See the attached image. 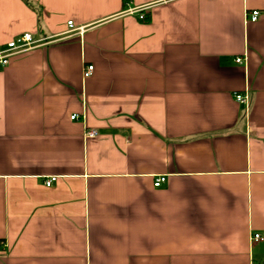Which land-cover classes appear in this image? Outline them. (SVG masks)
Segmentation results:
<instances>
[{"label":"crops","instance_id":"1","mask_svg":"<svg viewBox=\"0 0 264 264\" xmlns=\"http://www.w3.org/2000/svg\"><path fill=\"white\" fill-rule=\"evenodd\" d=\"M24 33L0 264H264V0H0V47Z\"/></svg>","mask_w":264,"mask_h":264},{"label":"built area","instance_id":"2","mask_svg":"<svg viewBox=\"0 0 264 264\" xmlns=\"http://www.w3.org/2000/svg\"><path fill=\"white\" fill-rule=\"evenodd\" d=\"M148 5L145 6H131L130 1L127 3L126 9L123 11L125 14H137L139 13L140 19L145 18L144 11L148 8ZM260 12L258 10H253L249 13L246 12V20L249 19L251 21H256L258 19ZM39 43L38 40L34 39L31 33H24L22 34L18 39L10 41L6 47H0V68L4 67L9 64L10 59L12 56L28 51L35 46H37ZM244 60L242 57L236 58V61L238 63H241ZM94 70L93 65H87L84 69V77H89ZM234 98L236 101L242 105H245V107H248L250 104V96L248 93V89H245L243 92H235ZM77 115H72L71 118L75 119ZM98 132L95 130H86V136L94 137L97 136ZM58 179L57 176L53 175L51 177H48L45 179V185L50 187L54 184V182ZM166 181V177H159L156 179L155 184L157 186L162 185ZM264 238L259 233H253L251 235V240L258 241L263 240Z\"/></svg>","mask_w":264,"mask_h":264}]
</instances>
